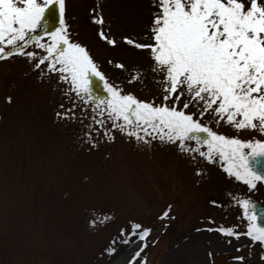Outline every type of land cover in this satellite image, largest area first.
<instances>
[{"label": "rangeland", "instance_id": "1", "mask_svg": "<svg viewBox=\"0 0 264 264\" xmlns=\"http://www.w3.org/2000/svg\"><path fill=\"white\" fill-rule=\"evenodd\" d=\"M153 3L65 0L72 39L87 47L109 83L143 100L159 94L150 55L124 38L146 42ZM53 15L46 12L43 27L51 28ZM94 15L103 17V25L92 22ZM101 28L115 46L100 39ZM137 71L143 73L141 81L129 84ZM92 89L106 95L98 78L92 79ZM61 104L71 107L53 80L41 79L27 59L0 60V264H129L144 243L136 264H240L238 256L243 264H264V245L244 235L236 239L207 231H245L243 211L229 194L264 204L261 183L249 190L223 171L218 157L213 164L198 154L193 160L177 145L153 140L149 146L116 130L113 141L101 132L91 148L83 139L91 109L81 112L77 104V118L65 120L57 116ZM210 126L244 141L264 139L253 130ZM169 206L168 218L160 219ZM137 223L151 229L146 241L132 237L131 243H121V229L130 232ZM110 247H115L111 256Z\"/></svg>", "mask_w": 264, "mask_h": 264}, {"label": "snow or ice", "instance_id": "2", "mask_svg": "<svg viewBox=\"0 0 264 264\" xmlns=\"http://www.w3.org/2000/svg\"><path fill=\"white\" fill-rule=\"evenodd\" d=\"M153 7L146 42L124 38L127 45L150 55V71L159 86L152 100L139 99L109 83L87 47L72 39L64 18L65 0H0V60L24 57L41 79L53 80L54 90H62L71 103L67 109L60 105L64 110L57 113L58 118L75 120L77 104L81 112L90 108L83 139L91 148L97 146L101 132L113 141L112 130L149 146L158 140L177 145L193 160L198 154L213 164L218 157L229 177L249 190L256 189L257 182L264 183V173L253 163L264 157V139L244 141L214 131L210 125L223 123L237 132L253 130L264 137V0H154ZM54 10L59 14L58 26L49 30L42 25L46 12ZM92 22L103 25V17L94 15ZM98 35L108 45H116L102 28ZM116 67L123 69L124 65L117 63ZM142 76L137 71L128 83L140 82ZM93 78L102 82L106 95L93 92ZM206 116L208 123H201ZM201 174L197 170L196 175ZM229 195L243 211L246 230L218 227L207 231L236 239L244 235L264 245V225L258 223L253 202ZM170 208L160 219L168 218ZM150 232L133 224L130 232L121 229L120 242L127 245L132 237L143 242ZM145 247L142 244L129 264H136ZM106 252L111 256L115 247ZM234 259L243 264L244 257Z\"/></svg>", "mask_w": 264, "mask_h": 264}, {"label": "water", "instance_id": "3", "mask_svg": "<svg viewBox=\"0 0 264 264\" xmlns=\"http://www.w3.org/2000/svg\"><path fill=\"white\" fill-rule=\"evenodd\" d=\"M259 163H253V167L261 173H264V157H259ZM264 184V183H263ZM254 210L258 216V223L264 225V205L253 202Z\"/></svg>", "mask_w": 264, "mask_h": 264}]
</instances>
